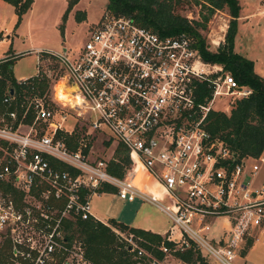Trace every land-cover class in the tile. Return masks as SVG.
<instances>
[{
	"label": "built area",
	"instance_id": "2783aa9c",
	"mask_svg": "<svg viewBox=\"0 0 264 264\" xmlns=\"http://www.w3.org/2000/svg\"><path fill=\"white\" fill-rule=\"evenodd\" d=\"M36 53L35 77L49 63L57 68L46 72L48 88L39 93L33 85L21 97L7 89L0 109V246L8 245L15 264H95L68 224L94 217L91 199L105 185L121 200H140L166 215L162 237L174 247L161 244L163 260L193 245L205 260L234 264L246 243L264 234V180L254 184L260 161L248 164L254 158H239L205 129L215 97L231 105L251 90L203 60L187 35L163 36L104 11L81 47ZM201 84L212 87L203 101ZM85 127L109 132L127 149L133 161L123 176L108 171L111 157H91L86 133L76 149L67 146L63 133ZM136 166L162 192L130 181ZM217 218L224 225L208 236ZM114 230L130 250L149 256L138 237Z\"/></svg>",
	"mask_w": 264,
	"mask_h": 264
},
{
	"label": "trees",
	"instance_id": "16d2710c",
	"mask_svg": "<svg viewBox=\"0 0 264 264\" xmlns=\"http://www.w3.org/2000/svg\"><path fill=\"white\" fill-rule=\"evenodd\" d=\"M3 1L13 6L19 21L34 0ZM76 1L71 0V2ZM188 2L200 7V19H190L178 12V9ZM240 9L239 0H107L105 11L112 15L131 16L139 25L163 36L181 33L187 35L203 60L220 64L240 86L248 87L251 90L249 95L234 100L228 113L218 109L211 110L205 120V129L212 137L223 140L239 158H258L264 150V76L255 72L251 59L234 50ZM217 10H225L229 15L228 27L224 42L215 49H210L202 31L206 28L209 18ZM12 61L13 56H7L6 59L0 61V109L4 108L1 101L7 89H13L21 97L34 85L35 90L43 93L50 81L45 70L41 72L40 77H35V75L28 77L30 80L28 85L19 84L12 74ZM49 69L53 72L57 71L52 63L47 64V70ZM200 92V100L203 101L204 97L210 98L212 87L201 84ZM31 118L29 114L27 120L30 121ZM81 133V130L72 136L63 133L67 146L76 149V138ZM106 144L108 145L109 141ZM87 150L88 147L84 151ZM132 161L127 149L118 143L108 162V171L117 176H123L125 168ZM99 192L114 193V188L105 185ZM68 229L71 237L83 243L86 258L95 264H137L138 262L149 264L152 257L159 261L163 260L165 253L160 249L162 243L170 249L174 247L160 234L128 226L113 218H110L107 223L92 216L87 219H77L68 224ZM114 229L132 233L138 237L139 247L149 256L138 255L137 250H130L123 237ZM246 244L248 248L252 242L248 241ZM172 254L189 264H208L193 245L182 251L175 250ZM0 264H15L6 244L0 246Z\"/></svg>",
	"mask_w": 264,
	"mask_h": 264
},
{
	"label": "rangeland",
	"instance_id": "374dc122",
	"mask_svg": "<svg viewBox=\"0 0 264 264\" xmlns=\"http://www.w3.org/2000/svg\"><path fill=\"white\" fill-rule=\"evenodd\" d=\"M106 1L34 0L31 7L18 21L13 6L0 0V58L13 56L11 69L17 80L33 76L38 67L36 49L62 50L81 47L86 40L88 31L99 21L105 11ZM239 3L241 9L234 50L251 59L255 72L264 76V0H239ZM199 10L200 7L197 4L188 2L179 8L178 12L190 19H200ZM221 12L215 11L202 31L211 49L216 47L214 40L223 34L225 39L229 15L225 10ZM17 53L18 55H16ZM45 70L48 74L53 73V70H47V65H45ZM228 101V97L217 96L214 99L213 107L228 113L231 106ZM72 122L73 118L71 117L65 125H71ZM81 131L87 135L92 158L109 159L113 155L117 142L109 135V132H90L86 127ZM107 141H109L108 145ZM253 162L260 164L259 171L254 177V184H259L264 180V151L258 159L248 160V164ZM128 178L146 190L162 192L159 187L154 186L148 180L141 166H136ZM128 205L127 201L121 200L115 193H105L98 197H92L91 212L107 222L109 218H120V216L126 222L130 212ZM154 208H148L151 216L160 218L163 224H169L168 219ZM224 222L222 218L215 219L206 234L211 237L217 235ZM257 237L248 250L247 244L245 245L234 264H264V234H259ZM246 250V255L242 254ZM206 261L208 264H217L209 260ZM162 263L178 264L179 262L177 258L167 256Z\"/></svg>",
	"mask_w": 264,
	"mask_h": 264
},
{
	"label": "crops",
	"instance_id": "0c3cea01",
	"mask_svg": "<svg viewBox=\"0 0 264 264\" xmlns=\"http://www.w3.org/2000/svg\"><path fill=\"white\" fill-rule=\"evenodd\" d=\"M16 55H18V53ZM153 192H155V191L153 190ZM156 192L160 193L159 191H156ZM105 193H109V192L98 193V194H95L93 197H98V196H101V195H103ZM128 204H129L128 208H130V212L128 213L129 214L128 218H126L127 221L124 222L125 220H124V218L122 216H120V218H113V219H115L118 222H122V223H124V224H126L128 226L135 227V228H140V229H144V230H148V231H151L153 233L160 234L161 236L164 234V232L168 228L169 224H163L162 221L160 220V218L158 219L157 217L151 216V214L148 211L149 207L154 208L151 204L143 202V201H140V200H135V201H132V202H128ZM91 208H92V206H91ZM155 210L157 212H159V214H161L162 216L166 217V215L161 213V211H159L157 209H155ZM92 215L96 219H98V220H100V221H102L104 223H107L106 220L97 217L94 213H92ZM252 245H253V242H252L250 247H252ZM250 247H248L247 250ZM247 250L243 251L242 254L246 255Z\"/></svg>",
	"mask_w": 264,
	"mask_h": 264
}]
</instances>
